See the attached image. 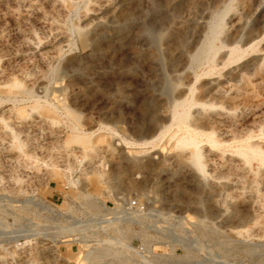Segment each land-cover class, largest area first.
Returning a JSON list of instances; mask_svg holds the SVG:
<instances>
[{"label": "rangeland", "instance_id": "374dc122", "mask_svg": "<svg viewBox=\"0 0 264 264\" xmlns=\"http://www.w3.org/2000/svg\"><path fill=\"white\" fill-rule=\"evenodd\" d=\"M263 63L264 0H0V264H264V171L253 183L232 148L202 142L206 179L186 161L188 150L174 147L175 125L157 139L177 101L224 110L204 88H230L237 73L254 94L199 130L230 139L264 123ZM12 81L32 96L10 94ZM34 100L55 107L58 121L34 110ZM74 115L79 131L107 137L90 155L68 140ZM123 195L145 211L109 216L105 200ZM86 211L102 217L91 225L93 247L92 237L61 231Z\"/></svg>", "mask_w": 264, "mask_h": 264}, {"label": "bare ground", "instance_id": "6f19581e", "mask_svg": "<svg viewBox=\"0 0 264 264\" xmlns=\"http://www.w3.org/2000/svg\"><path fill=\"white\" fill-rule=\"evenodd\" d=\"M222 25H223L222 21H218L214 26V30L211 34V37L206 47L205 58L208 61H213L215 57L217 47H215V45L213 44V40L218 38V36L222 33ZM251 47L254 48V46ZM229 55L231 56V59L239 56L238 51L236 49H230ZM262 66H264V63L262 64ZM212 70H214L213 67L210 68V71ZM233 80L234 83L230 86V88L221 87L219 83L213 84L212 81L209 82L210 86L204 88V93H205L204 96L208 95L213 99L221 98L224 100L221 101V103L222 102L227 103L224 110L217 111L218 107L216 106L215 102L200 103L199 107L193 110L192 107L194 103L192 99L186 98L184 100L177 101L171 111L172 123L159 133L157 139L160 140L161 138H163L166 132L169 131L170 127L172 125H175L176 128L173 132H171L170 135V138L174 137V147L178 149L188 150L187 152L188 155L183 154L186 155V158L185 157L184 158L186 159V161H189V163H191L204 178H206L207 172H206L205 161L203 159V154H202L203 147L200 146L201 143L206 142L211 149L212 148L223 149L225 147H230L233 149L235 155L239 157L241 163L245 166L244 170L249 173L253 171L251 181H253V183H258L259 180H257V176L260 174L261 171H264V145L258 141V140H264V123H260L259 125H257V127H248L243 131H237L236 129V132H234V134L230 139H224L223 137H219L214 130L215 127H212L207 132H204L201 129L199 130V128L205 127L204 125L209 123V118L211 115H213V113L214 114L218 113V118L221 120L232 117L234 115V112L231 111L232 110L231 105L236 103L237 101L236 99L241 97L242 94L245 95L248 93L254 94V89L250 87L251 79L246 74L237 73L234 76ZM15 88H20L19 92L32 96L31 90L21 87L17 81H12V83L6 87L7 91L10 94L15 93L16 91ZM188 90L190 91V93L193 92L192 87L189 88ZM34 102L35 105L33 109L36 111L38 110L41 113L45 114V116L47 117L50 123H56L58 121L55 107L49 106L47 108L46 106L39 104V102L36 100H34ZM62 105L67 114L72 113V111L69 108H67L64 104ZM16 113L19 115V117H22L23 119L28 117V113L27 112L25 113L22 110L17 109ZM73 119H75V122H73L71 126V134L68 140L76 141L80 143L82 145V146L80 145L82 147L81 149L82 153L85 156L90 155L91 151L94 152L97 149V145L99 144V142L105 141L107 137L106 135L100 134L96 136V138H94L95 130L79 131V128L77 126V123L79 122V117L77 115H74ZM192 122H196L195 127L192 126L194 125ZM5 126L9 127L8 123L5 122ZM10 129L12 134L11 136L14 141L13 146L18 149H21L22 146L24 145L23 141L20 140V138L18 137V133L15 131V129L11 127ZM125 143L128 144V142L126 141ZM254 163L256 164L255 167L256 169H254L253 167ZM71 183L75 184L74 181H71ZM187 202L190 203V200L188 199ZM79 230L80 229H77L76 226L74 227V229H65V228L61 229V231L64 232L65 234L68 232L70 233L72 232L76 235H77L76 232H79Z\"/></svg>", "mask_w": 264, "mask_h": 264}, {"label": "built area", "instance_id": "2783aa9c", "mask_svg": "<svg viewBox=\"0 0 264 264\" xmlns=\"http://www.w3.org/2000/svg\"><path fill=\"white\" fill-rule=\"evenodd\" d=\"M70 187V185L68 184H65L64 185V189H68ZM105 206L107 207V209H109L111 211V213L109 214V216L111 217H114V218H119V219H128V218H131L133 217L134 214H136L137 212H141V211H145V205L141 202H139L136 198H130V197H126V196H119L118 198V202H114L112 200H105ZM57 212V211H56ZM59 212V213H58ZM57 213L61 216H63V213L58 211ZM87 212V216L84 220L80 219L79 221H77V225L76 228L77 229H80L79 230V233L80 234H84L86 236L87 239H90L89 237H92V232L94 229H92V226L91 225H94L96 222L100 221L102 219L101 216L99 215H96V214H91L90 212L86 211ZM74 226V227H75ZM86 229H90L91 230V233L88 234V231ZM83 231V232H82ZM43 236H42V239L43 240H46L45 239V234H47L46 232V229L44 228V231H43ZM96 238V236H94ZM92 246L94 245L95 243V240L94 238L92 237L90 239ZM73 245L76 244V246H79L78 243L76 242H72ZM129 244L133 247V248H136L138 249V251L144 255V257H146L147 259H152V256L151 255L153 252L148 253L147 252V249H146V245L144 246L142 243L139 245V246H136L134 247L133 245V241L129 242Z\"/></svg>", "mask_w": 264, "mask_h": 264}]
</instances>
